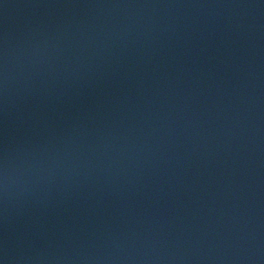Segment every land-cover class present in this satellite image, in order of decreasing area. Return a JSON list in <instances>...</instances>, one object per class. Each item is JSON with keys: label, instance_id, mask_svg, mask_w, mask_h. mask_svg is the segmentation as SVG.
Masks as SVG:
<instances>
[{"label": "water", "instance_id": "water-1", "mask_svg": "<svg viewBox=\"0 0 264 264\" xmlns=\"http://www.w3.org/2000/svg\"><path fill=\"white\" fill-rule=\"evenodd\" d=\"M0 264H264V0H0Z\"/></svg>", "mask_w": 264, "mask_h": 264}]
</instances>
